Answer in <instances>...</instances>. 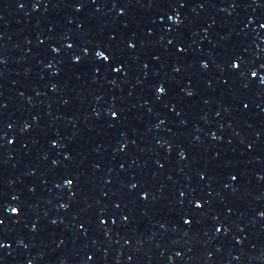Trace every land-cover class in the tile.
<instances>
[{"label":"snow or ice","instance_id":"6c2138e0","mask_svg":"<svg viewBox=\"0 0 264 264\" xmlns=\"http://www.w3.org/2000/svg\"><path fill=\"white\" fill-rule=\"evenodd\" d=\"M161 91H163L162 89H161ZM15 211V210H14Z\"/></svg>","mask_w":264,"mask_h":264}]
</instances>
